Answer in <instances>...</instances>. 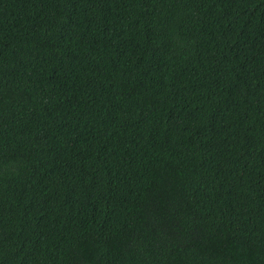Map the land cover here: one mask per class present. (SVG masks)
Segmentation results:
<instances>
[{"label":"trees","instance_id":"obj_1","mask_svg":"<svg viewBox=\"0 0 264 264\" xmlns=\"http://www.w3.org/2000/svg\"><path fill=\"white\" fill-rule=\"evenodd\" d=\"M0 264H264V0H0Z\"/></svg>","mask_w":264,"mask_h":264}]
</instances>
